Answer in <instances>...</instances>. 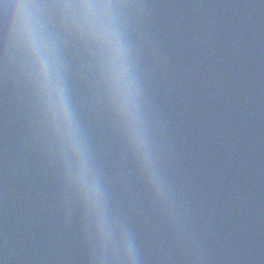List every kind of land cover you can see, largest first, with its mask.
Segmentation results:
<instances>
[{
  "label": "water",
  "instance_id": "1",
  "mask_svg": "<svg viewBox=\"0 0 264 264\" xmlns=\"http://www.w3.org/2000/svg\"><path fill=\"white\" fill-rule=\"evenodd\" d=\"M0 264H264V0H0Z\"/></svg>",
  "mask_w": 264,
  "mask_h": 264
},
{
  "label": "clouds",
  "instance_id": "2",
  "mask_svg": "<svg viewBox=\"0 0 264 264\" xmlns=\"http://www.w3.org/2000/svg\"><path fill=\"white\" fill-rule=\"evenodd\" d=\"M9 9H11L12 15L20 21L22 24L24 21L28 20L31 16V6L24 3H18V4H10L7 6ZM83 9H91V8H103V9H109L111 6L109 5H81L80 6ZM123 52V49L121 48V54ZM49 106L51 108V111L53 112L54 116L61 119L64 123H68L71 119L70 117V111L68 109V106L66 102L64 101V98L62 94H53L49 98ZM139 122L137 121V124ZM137 134L140 135L139 141L136 140V138H133V147L141 153V164L144 167H147L150 165V161L148 160V156L150 153V148L148 145V142L146 139L142 137V135L139 133V130H137ZM85 199L93 206L99 207L102 204V195L100 192V189L98 186H93L90 190L85 192ZM131 252V249H130Z\"/></svg>",
  "mask_w": 264,
  "mask_h": 264
}]
</instances>
